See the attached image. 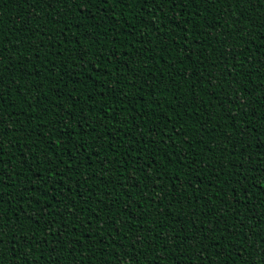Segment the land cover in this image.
I'll return each instance as SVG.
<instances>
[{"label":"trees","instance_id":"obj_1","mask_svg":"<svg viewBox=\"0 0 264 264\" xmlns=\"http://www.w3.org/2000/svg\"><path fill=\"white\" fill-rule=\"evenodd\" d=\"M80 3L0 0L4 264H264V0Z\"/></svg>","mask_w":264,"mask_h":264},{"label":"snow or ice","instance_id":"obj_2","mask_svg":"<svg viewBox=\"0 0 264 264\" xmlns=\"http://www.w3.org/2000/svg\"><path fill=\"white\" fill-rule=\"evenodd\" d=\"M40 2L42 3H45L47 4L48 6L49 5H52V0H40ZM57 3H60V2H64L66 4L70 3V4H74L76 5L77 9L80 11V9H84V6L83 4L80 3V0H56ZM85 2L87 4H92L93 3V0H85ZM98 3H101V4H107L108 3V0H97ZM115 3H124L125 0H114ZM139 2L141 4H147L149 2L153 3L155 6H157L158 8V11H163V8H164V5L166 3H170V4H177V3H180V4H184L186 2V0H139ZM193 3H196V4H199L201 3V0H192ZM217 2V0H203V3L206 4V5H212V4H215ZM221 2H224V0H221ZM232 2H235L236 4H244L246 2V0H227V6L228 8L231 7V3ZM34 3H35V0H34ZM198 14V13H197ZM186 31V29H185ZM12 47H17L15 44L12 45ZM9 51L8 48L4 47L3 44H0V56H3L5 52ZM230 54H225L224 55V59L227 60L228 59V56ZM81 58H83V54H81ZM12 60V57L11 56H8L5 58V60L3 61H0V102H2L3 100L7 99V97L4 95V93L6 91H8V89L11 88V85L13 83L11 77H9V79L7 80V82L5 81V78H4V73L5 71H9L10 72V69H7V61H11ZM230 67H235V65H231ZM231 74V73H230ZM29 75H31V73H29ZM264 83V82H262ZM233 91H236V89L234 88ZM235 102V101H233ZM0 107H2V103H0ZM9 107H11V105H9ZM31 107V106H30ZM243 107V101H241V108ZM19 113H17L18 115ZM64 114L61 113V116H63ZM60 123H64L66 124L67 121L66 119H62L60 121ZM5 125V121L3 119V115L2 113H0V129L3 128V126ZM9 131H15L16 129L14 128H9L8 129ZM241 131H244L243 129ZM61 135H63V133H61ZM2 144H3V140L0 139V156L3 155V147H2ZM13 147L15 146V144L12 145ZM250 146V145H249ZM81 147H83L81 145ZM53 151H55V149H53ZM0 163H2V161H0ZM61 163H63V161H61ZM107 163L109 165H111V160H108ZM72 168V165L69 163L68 166H67V169H71ZM49 172H51V168L48 169ZM57 177H59L60 179H62L63 177L61 176L60 173H56L55 174ZM9 179H11V177H9ZM135 177H130L129 178V183L132 184L134 181H135ZM45 180L48 181V182H51V178L50 177H45ZM57 183L59 181H56ZM0 183H3V174L0 173ZM23 184H27L26 181L23 182ZM134 186H137L138 185H134ZM14 187V186H13ZM28 191V188L27 187H22L21 188V192H27ZM71 191V189H70ZM233 191H235V189H233ZM43 196H48V192L47 190H45ZM43 196L41 198H43ZM22 198V197H21ZM31 199L35 200V202L38 203V200L33 196V197H30ZM51 199V197H49V200ZM217 199H219V196L217 195ZM3 201V194L0 193V202ZM74 203V201H73ZM237 203H240V201H237ZM31 206V205H29ZM48 207H50V203L48 205ZM130 207V205H129ZM67 210V209H66ZM225 211H227V209H225ZM72 214H75V209L72 210ZM48 214H47V211L46 210H42L41 213H40V216L41 217H46ZM57 216L60 215L59 212L56 213ZM234 215L236 216L237 220L239 221L237 224H236V228H238L240 231L239 232H235L233 231V229L231 228H226L225 230L226 231H229L233 236H236V235H239L241 232H243L244 230V217L243 216H240L238 213H234ZM11 217H5L3 212L0 211V245H3L5 243L4 241V233L6 231H16L19 227V220H20V217L17 216L16 217V223H11ZM142 219V217H141ZM37 223H39V219L36 220ZM48 224L49 225H52L53 224V220L51 218H49L47 220ZM90 223V221H89ZM121 223H127V221H121ZM192 223H194V221H192ZM118 229V228H117ZM116 229V232L117 231ZM209 231H216L215 228H211V229H208ZM60 229L58 228L56 232H51L49 233V235H52V236H57V238L59 239L58 237V233H59ZM249 231H251V229H249ZM192 235H195V233H193ZM254 235H259L258 233L257 234H254ZM189 239V236L188 235H180V234H169L168 237H164V236H161L159 237V240L162 241V242H166L165 243V248L162 249V251H166L167 250V247L169 246H172V247H175L177 246L176 244H168L167 242H179V243H183L184 240H187ZM214 238L209 236L208 237V240L211 242ZM22 240H23V243L25 245H29V244H35L37 243L35 237L33 236L31 239H26V238H23L22 237ZM204 240V236L203 235H200V236H197L195 240H193V242L191 244L188 245L189 248L193 249L196 253H201V252H206L207 251V248H204V249H201L198 247V244L199 243H202ZM12 243H14V241H11ZM45 244L48 243L47 240L44 241ZM60 243L62 244L63 241L61 240ZM153 243V240L151 238H149L146 234L141 237L140 234H137L136 237H135V240L131 243V248L133 249H136L137 246H145V245H151ZM248 247H252V244L251 242L249 243ZM13 249H15V247H13L11 249V252H12V264H29L28 262V259L27 257L29 256V252L25 251L24 252V255L23 257L20 256L19 252L15 249V254H13ZM150 251H155V249H150ZM186 251V249H181V254ZM237 252L239 253V250H237ZM126 255H132V260H133V264H138V262L136 261V256L134 255V253H125ZM201 260H205L206 257L204 256H201L200 257ZM160 259H166V257L164 256H161ZM189 260H190V257H189ZM0 264H4V258H3V254H2V251H0ZM116 264H123V261L121 259H117L116 260ZM144 264H156V258L153 257L152 261H149L148 260V257L147 255H145L144 257ZM175 264V262H174ZM247 264V262H246Z\"/></svg>","mask_w":264,"mask_h":264}]
</instances>
